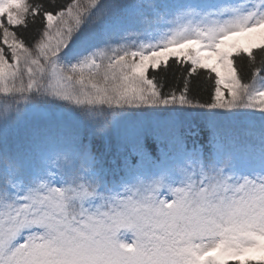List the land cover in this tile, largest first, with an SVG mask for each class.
<instances>
[{
	"label": "snow or ice",
	"instance_id": "6c2138e0",
	"mask_svg": "<svg viewBox=\"0 0 264 264\" xmlns=\"http://www.w3.org/2000/svg\"><path fill=\"white\" fill-rule=\"evenodd\" d=\"M0 264H264V0H0Z\"/></svg>",
	"mask_w": 264,
	"mask_h": 264
}]
</instances>
